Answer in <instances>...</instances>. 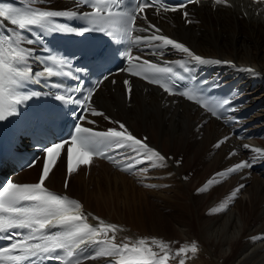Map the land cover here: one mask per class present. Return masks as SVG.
<instances>
[{"label": "bare ground", "instance_id": "obj_1", "mask_svg": "<svg viewBox=\"0 0 264 264\" xmlns=\"http://www.w3.org/2000/svg\"><path fill=\"white\" fill-rule=\"evenodd\" d=\"M229 4L231 7L215 8L208 2L194 4L189 12L193 22L189 24L181 13L157 17L153 24L202 57L231 61L235 67L215 66L227 77H241L240 88L247 93L249 105L260 103L253 126L264 129V3L229 0ZM58 5L68 7L63 2ZM248 68L255 74L244 71ZM118 79L115 85L104 81L94 95L95 108L111 120L123 122L137 138L147 137L149 146L173 159L166 167L143 173L138 169L146 165H141L131 174L97 161L89 171L81 168L68 180L64 159L60 158L47 183L80 199L91 221L99 223L92 219L98 217L118 226L117 243L127 242L125 237L132 241L155 238L167 242L175 252L195 241L199 250L195 257L187 253L185 264H264V239H252L264 237V169H244L226 179L217 176L218 183L197 192L216 173L252 158L254 154L243 149V144L264 149V140L231 137L221 122L209 118L197 106L140 81L135 82L129 100L120 84L122 77ZM88 119L95 120L99 128H118L101 116L90 115ZM201 124L204 127L198 131ZM224 136L231 138L215 149L213 145ZM233 149L237 155L229 157ZM176 160L181 161L179 166ZM257 164L262 166L264 162ZM39 173L40 165H36L22 176L35 181ZM153 184L157 187L145 186ZM239 184L245 187L238 197L226 201ZM222 203H227L225 210L210 212ZM153 249L159 251L155 246ZM180 258L170 259L168 264H179Z\"/></svg>", "mask_w": 264, "mask_h": 264}, {"label": "snow or ice", "instance_id": "obj_2", "mask_svg": "<svg viewBox=\"0 0 264 264\" xmlns=\"http://www.w3.org/2000/svg\"><path fill=\"white\" fill-rule=\"evenodd\" d=\"M39 0H30L31 4H37ZM193 0H189V3ZM199 3V0H195ZM264 0H253V3ZM212 6L217 5L231 7L229 0H211ZM81 5H86L90 11H85ZM123 0H74L71 9H51L42 7L25 6L17 8L0 3V122L21 115V108L29 101L42 96H52L56 101L63 104H74L81 107V113L75 115L74 134L70 140L52 143L43 149L46 154L43 159V168L39 182L32 184H20L9 179L0 185V239H6L9 244L0 247V264H38L44 260H55L58 264H81L84 259L116 258L110 264H168L170 259L182 257L179 264H185L184 256L191 253L195 257L198 245L193 241L190 246L183 245L173 252L167 242L152 238L132 241L131 237H125L127 242L117 243L118 226L105 223L98 217V225L88 222L90 214H85L82 205L67 196L59 195L50 191L45 186L50 173L57 166L62 150L66 148L67 171L69 175L76 171L80 164H89L93 155H99L103 159L117 164L124 172L131 173L139 165H146L138 170L147 173L152 168L167 166V161L172 157H166L161 152L149 146L143 139L133 135L128 127L121 121L111 120L103 111L93 107V97L97 88L107 76L98 80L96 85L87 91L81 86L83 81L80 73L86 72L85 68H75L62 56L52 54V50L43 46L44 33L48 34H72L83 37L88 33L99 32L111 37L116 42L127 39L132 46L126 47L121 53L128 61H141L140 55H133V47L137 51L141 46L149 49V54L163 56L166 49L176 50L186 54L190 61L200 65H230L235 67L231 61L219 59H208L196 54L182 42L162 34V29L148 20L146 10L152 9L153 14L159 16L161 13L178 12L182 9L186 23H192L187 5L166 4L165 0H138L131 11H123ZM56 18L82 19L85 23L74 28L67 24L58 23ZM141 19L147 25L141 27L136 21ZM133 33H144V35H133ZM30 34L32 38L28 35ZM160 42V43H156ZM40 44L38 50L33 47ZM156 49V51H151ZM44 52L41 58L38 52ZM33 62L43 65L41 71H35ZM186 61H162L160 63L144 59L141 63L130 64L122 71H128L133 76H139L149 84L159 86L168 95H180L189 101L195 102L207 113L216 119H228L224 112H235L238 105L232 97L215 100L207 97L202 89L188 87L183 89L176 83L173 77L177 76L170 64H177L185 71ZM67 69V70H65ZM255 74V70L244 69ZM66 76L78 81L72 92L61 90L62 86L53 84L57 92H42L37 90L28 91L30 83L40 84L45 77ZM183 80L184 77H179ZM115 83V81H111ZM127 87L129 100L132 97V85L129 80L123 82ZM207 83V82H205ZM218 86V85H216ZM73 93L79 95H73ZM239 93L237 92V97ZM91 116H101L118 128H108L106 131H97L93 127H86L84 123L95 125V120H89ZM239 123L237 117H232ZM206 123V122H205ZM204 124L198 126V131ZM230 136L219 139L213 147L220 149L222 145L230 140ZM242 148L249 150L254 155L251 159L242 160L224 172L216 173L197 192L207 191L208 185L218 183L216 177L227 178L228 175L251 169L256 163L264 162V149L243 144ZM121 150L126 162H118L110 153ZM229 157L237 155L236 149L229 152ZM35 161L29 163L28 167H34ZM179 166L181 161L176 160ZM188 179L187 176L184 177ZM155 188L157 185H145ZM68 181L65 180V188ZM166 187V186H165ZM244 184H239L226 198V201H234ZM227 208V203H222L219 208L211 209L215 213ZM111 233V236H109ZM264 239V237H253ZM153 246L159 249L155 251ZM90 250V251H88ZM87 251V255L85 252Z\"/></svg>", "mask_w": 264, "mask_h": 264}]
</instances>
